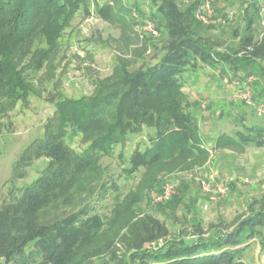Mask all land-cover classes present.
<instances>
[{
  "label": "trees",
  "instance_id": "1",
  "mask_svg": "<svg viewBox=\"0 0 264 264\" xmlns=\"http://www.w3.org/2000/svg\"><path fill=\"white\" fill-rule=\"evenodd\" d=\"M89 1L0 0L2 111L11 110L30 92L36 94L19 65L29 57V69L40 70L56 48L63 29L79 13L135 25L136 20L129 17L135 11L141 19L156 21L158 30L159 26L165 30L163 52L152 65L122 70L120 78L99 84L91 95L54 102L53 113L43 124V136L22 151L12 175L22 178L30 164L40 158L45 160L42 170L30 183L11 189L8 200L0 204V264H69L79 252L93 246L104 224L94 207L80 208L51 223H40L39 212L59 200L69 203L83 176H98L101 157L114 154L118 146L123 147L144 129L149 130L146 142L133 145L121 169L120 176L125 180L134 178L140 168L165 158L208 153L197 121L183 102L184 85L180 80L197 62L209 66L225 63L230 70L241 73L236 78L250 76L251 71L264 73V31L255 40L251 18L231 55L213 50L199 35L201 27H214L194 18L200 0L186 8L176 0H94L92 9ZM255 83L256 79L252 87ZM232 120L238 129L232 135L220 134L215 145L264 148L263 126L246 125L243 114H236ZM76 140L84 146L75 149ZM181 187L179 194L157 205L178 202ZM116 190L115 179L102 180L95 193L102 197ZM261 224L264 209L242 219L232 231H217L206 238L198 235L188 241L171 240L152 251L142 246L162 240L168 231L163 221L146 215L131 223L125 236L135 249L131 257L136 264H246L244 251L254 227ZM194 229L198 234V227Z\"/></svg>",
  "mask_w": 264,
  "mask_h": 264
},
{
  "label": "rangeland",
  "instance_id": "2",
  "mask_svg": "<svg viewBox=\"0 0 264 264\" xmlns=\"http://www.w3.org/2000/svg\"><path fill=\"white\" fill-rule=\"evenodd\" d=\"M176 1L186 8L199 0ZM89 2L92 9L94 0ZM213 5L217 17L227 11L234 13L233 20L212 28L201 27L198 31L213 50L234 55L248 18L253 21L250 26L255 40L260 39L264 31V0H214ZM144 9L147 11V7ZM159 33L156 38L140 37L136 26L128 21L109 22L79 13L63 29L56 48L40 70L29 69V57L22 60L19 67L36 94L30 92L25 100H18L8 111H2L0 104V204L8 200L11 189L30 183L42 170L45 160L40 158L30 164L22 178L12 175L22 151L31 141L43 136V124L52 115L54 102L91 95L99 84L120 78L124 69L133 71L152 65L167 40L161 26ZM237 73L241 75L225 63L209 66L197 62L194 69L180 76L184 85L183 102L195 117L209 150L205 156L165 158L140 168L134 178L125 180L120 176L121 169L133 145L146 142L149 130L144 129L140 135L130 137L123 147L118 146L114 154L101 157L98 176H83L73 189L69 203L59 200L39 212L40 223H51L92 206L103 218V228L95 244L79 252L69 264H136L131 257L135 249L125 234L131 223L146 215L164 222L168 235L162 239L163 245L180 238L188 241L198 235L206 238L217 231H232L242 219L264 209V148L215 145L220 134L232 135L238 129L232 120L236 114L244 115L246 125L264 127V115L257 117L249 107L229 100L228 85ZM250 75L256 79L253 86L256 99L264 102V73L251 71ZM202 101L206 103L205 108L200 106ZM82 146L79 140L73 143L75 149ZM195 177L212 180L231 177L233 180L226 197L203 209L206 197ZM110 179L116 180L117 190L99 197L95 193L97 186L102 180ZM175 179L179 181L177 194L183 185L180 200L175 204H153L149 198L151 191ZM194 226L198 227V234ZM246 232L247 229L242 237ZM149 246L143 245L142 249L158 250L155 245L154 248ZM263 248L264 224H261L254 227L244 251V262L261 264Z\"/></svg>",
  "mask_w": 264,
  "mask_h": 264
},
{
  "label": "built area",
  "instance_id": "3",
  "mask_svg": "<svg viewBox=\"0 0 264 264\" xmlns=\"http://www.w3.org/2000/svg\"><path fill=\"white\" fill-rule=\"evenodd\" d=\"M214 0H200L199 5L194 10V18L201 24L208 26H218L224 22L234 19L232 11L225 12L222 16H215ZM132 17L136 20V32L140 37L156 38L159 36V30L155 23L150 19H141L138 14L133 11ZM255 77L250 75L245 78H232L229 82V100L232 102H240L249 107L253 114L257 117L264 115V102L259 101L255 97L253 90V82ZM205 101H202L200 106L205 108ZM199 186V189L206 200L202 205L203 209H207L210 203L218 202L226 197L230 191L232 178L227 177L222 180H212L207 178H194ZM247 182V180H245ZM179 186L178 180H169L163 182L156 190L151 191L149 198L153 204H160L169 201L174 195L177 194ZM151 247H161L162 240L158 239L149 243ZM149 246V247H150ZM153 247V248H154ZM261 264H264V248L262 250Z\"/></svg>",
  "mask_w": 264,
  "mask_h": 264
}]
</instances>
